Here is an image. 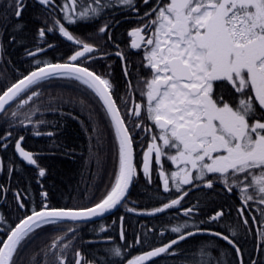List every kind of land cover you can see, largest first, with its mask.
<instances>
[{
	"label": "snow or ice",
	"instance_id": "obj_1",
	"mask_svg": "<svg viewBox=\"0 0 264 264\" xmlns=\"http://www.w3.org/2000/svg\"><path fill=\"white\" fill-rule=\"evenodd\" d=\"M35 2L43 11L44 26L37 29L36 50L26 51V54L35 58L46 51L40 45L46 43L47 33L56 31L76 47L64 62L34 59V67L28 74H21L22 78L15 81L9 80L6 72H0V114L4 118L0 127L7 124L0 135V148L7 149L13 143L10 129L16 126L15 121L19 126L46 123L43 120L33 122L31 114L16 109L41 96L38 90L43 86L41 82L59 78L82 86L84 99L79 101L80 106L88 112L91 133L105 153L97 155L92 146L89 148L86 164L93 159L96 163L92 181L82 193L89 204L51 206L48 192L37 180L41 184L39 208L33 200L32 206L14 226L0 229V264H97L95 259H87L79 250L74 252V259L69 260L66 250L80 225L72 226L67 222H88L118 206L130 213L147 215L165 213L180 206L183 215L190 217L199 210L198 205L183 208L182 201L192 188L215 191L217 184L227 193L235 194V190H239L240 206L236 212L244 226L250 225L249 217L252 224L264 225V207L258 208L259 217L248 212L249 202L264 206V0H156L143 16H137V26L127 33L132 38L129 47L142 50L141 62L134 73L129 72L127 54L118 44L114 53L104 52L97 56L100 46L74 35L62 21L74 25L78 20L100 18L106 14V9L113 8L139 13L137 0ZM149 2L143 0L145 5ZM27 7V0H7L6 7L0 11V29L11 31L12 40H16V34L24 28L21 17ZM57 11L62 16H57ZM35 19L41 17L37 15ZM13 20L16 23H12ZM113 21L114 15L98 28V33L107 35ZM108 40L113 37L108 35ZM55 47V44H47V48ZM5 51L0 39V52ZM112 55L121 61L125 81V91L119 96L112 80V65L107 66V71H97L94 66L98 59ZM225 93H231L230 101L225 99ZM13 102L16 109L12 108ZM141 132L147 136L140 135ZM106 133L112 136L111 141L106 139ZM42 134L53 136L52 132L41 133L33 128V135ZM24 140L23 135L15 139V152L28 165L38 169L39 178L45 177L46 169L38 163L41 154L25 150ZM134 145L142 149L139 164L135 162ZM165 159L176 169H165L162 163ZM109 162L108 182L102 190L98 189L96 180L107 170ZM3 167L0 162V172ZM13 170L18 169L8 168L9 179ZM140 172L148 184L153 183L155 173L162 182V192L173 194L165 198L167 202L146 213L128 207L130 188ZM94 189L100 192L98 199ZM9 191V187L0 185V197ZM13 197L18 209L27 208L20 191L13 192ZM225 215L221 207L198 224L190 226L187 220L178 223L171 228L172 233L178 234L176 238L132 256L126 264H148L164 254L174 256L177 254L174 245L198 234L227 242L234 251L236 264H245L243 249L239 240L234 239L238 236L236 228L228 229L230 236L199 226L220 221ZM119 219V238L124 241V217ZM0 223L7 224L3 213H0ZM46 226L62 229L63 235L55 237L51 248L46 246L29 252L38 232ZM191 227H195V231ZM99 231L106 229L100 225ZM258 236L261 243L257 248L264 254V228ZM66 237L68 243L61 245ZM135 244H148L147 234L143 238L137 236ZM108 252L112 257L122 258L121 246L110 247ZM188 257L185 264H226L223 253L213 256L203 247L199 252H190ZM251 264L262 262L253 260Z\"/></svg>",
	"mask_w": 264,
	"mask_h": 264
},
{
	"label": "trees",
	"instance_id": "obj_2",
	"mask_svg": "<svg viewBox=\"0 0 264 264\" xmlns=\"http://www.w3.org/2000/svg\"><path fill=\"white\" fill-rule=\"evenodd\" d=\"M156 0H150L149 4L145 5L143 0H137V8L139 13L127 10H120V8H113L111 11L105 10V15L100 18H90L79 20L74 25L66 27L74 35L85 39L88 42L99 45L101 52L97 53L102 55L104 52L113 53L117 50L116 45L120 46L127 57L131 67L130 72L134 73L137 65L141 62V55H133L130 53L128 46L130 37L127 35L133 27L137 26V16H143L145 11H148ZM7 4V0L0 1V11H2ZM28 7L21 17V22L24 23L22 31L16 34V40L11 39V31L4 32L0 29V39L4 46L5 52H0V72H6L9 80L15 81L22 78V75L34 67V59L49 60L51 62H64L67 56L70 55L76 47L72 42H68L66 38L60 36L58 31L47 33L45 44L40 47L46 48V51L40 52L35 58L28 56L26 51H35L38 41L37 29L43 25L44 14L35 0H27ZM39 15L40 20L35 19ZM114 21L109 24L108 34L98 33V28L103 25L106 20ZM57 16H62V13L57 11ZM147 19V18H145ZM16 23V21H12ZM108 35L113 37V40H108ZM47 44H55V48H47ZM99 55V56H100ZM112 65V80L116 85L115 93L117 96L122 95L125 91V81L121 69V61L114 55L98 59L94 65L97 71H107V66ZM2 79V78H0ZM42 87L38 90L41 92L40 97H34L32 102L25 105L23 108L16 109V103L12 104V108L21 113L31 114L33 122L43 120L44 124H29L26 126H19V122L15 121L16 125L10 129L13 132L12 141L7 149L0 148V156L3 162V171L0 172V185H5L11 189L3 197H0V213H3L7 220V224L0 223V227L6 228L9 225L14 226L19 218L25 211L32 206V201H35L36 207L40 206V192L41 184L37 183L39 179L43 185V189L48 192V203L51 206H72L74 204H89V200L85 199L82 195L83 190L87 188L92 181L93 173L96 172V163L93 159L90 163L86 164L89 158V148L93 147V151L97 155H104L105 149L97 146L95 136L91 133V121L88 118V112L83 110L79 101L84 99L78 82L67 79L53 78L47 82H41ZM231 88V85H227ZM231 93H225V99L231 100ZM34 112V114H32ZM3 114L0 116V123H3ZM41 133L52 132L53 136L46 135L35 136L33 135V128ZM7 124L0 127V135H3ZM140 132L139 129L136 130ZM20 135L25 137L23 142L24 147L35 153H40L38 163L41 167L46 169V175L43 178L38 177V169L35 166L28 167L16 156L14 141ZM140 135H144L141 132ZM106 139L112 140V136L106 133ZM139 139V137H137ZM55 145V146H54ZM136 151L135 162L139 164L142 155V149L134 145ZM11 162V163H9ZM15 166L18 170H13L11 178L9 179L8 168ZM111 170L109 162L106 171L101 173L97 178L96 184L98 189H103L104 185L108 182L107 171ZM139 171V169H138ZM20 191L22 196L26 199L27 208L18 209L17 202L13 197V192ZM96 198L100 196V192L96 191ZM156 193H160L159 196ZM170 193H163L162 188L157 178L153 176V183L148 184L143 177L142 172L138 178L135 179L130 196L128 198V207H135L138 211L145 210L151 211L154 207L161 206L163 202H167L165 198L172 196ZM190 200L188 195L183 204H187ZM180 206L173 208L177 214ZM219 209V208H217ZM215 209V210H217ZM173 211H166L163 214H155L151 217L144 218L146 222L138 223V214L127 212L126 208L120 207L113 215L90 224L86 223H72L67 222L69 225L75 226L79 224L78 233L72 244L67 249L69 260L74 259V252L81 251L83 255L89 260L95 259L97 264H126V260L132 256L142 253L152 247H156L167 241L171 240L178 234L172 233L171 228L173 224L180 223L178 215ZM124 217L123 228L126 233L124 241H115L114 243H99L90 242V239H100L101 237L115 236L118 238L120 232V217ZM116 221V223H113ZM137 221V222H136ZM100 225L106 229L105 232H100ZM147 234L148 244H135L137 236L143 238ZM63 235V230L55 226H46L42 231L38 232L37 238L30 245L28 251L33 249L39 251L40 249L51 248L53 240L56 236ZM71 236V233L68 234ZM209 238V237H202ZM191 239H187L178 244L174 250L176 255L170 256L164 254L151 264H185L188 259V247ZM61 245L68 243L66 237L60 242ZM127 244H133L131 248L126 247ZM114 246H122V258L112 257L108 252V248ZM58 251V249H52ZM199 252V251H196ZM126 254V255H124Z\"/></svg>",
	"mask_w": 264,
	"mask_h": 264
},
{
	"label": "flooded vegetation",
	"instance_id": "obj_3",
	"mask_svg": "<svg viewBox=\"0 0 264 264\" xmlns=\"http://www.w3.org/2000/svg\"><path fill=\"white\" fill-rule=\"evenodd\" d=\"M57 3H62V1L57 0ZM222 189L223 186L219 184L216 185L215 191L202 187L195 189L193 195L190 196L187 207L196 204L198 205L199 210L194 211L190 217H187L189 225L191 226L198 224L199 220L207 219L209 216L213 215L215 211L220 210V208L223 207L226 215L222 217L220 221L210 222L199 226L201 228H208L212 231L224 232L230 236L231 233L228 231V229L236 228L238 236L234 239L239 240L240 246L243 249V259L245 264H251V261L253 260L261 261L262 264H264V254H262L257 248V245L261 243L258 232L264 228V225L259 223L252 224L251 218L249 217L250 225L247 227L244 226L242 220L237 216L236 212V209L240 206L239 190H235V194H232L227 193ZM249 203L250 208L248 212L259 217L258 208L264 206L253 202ZM248 212L245 214L248 215ZM138 223H141V221H138ZM191 228L192 230L195 229V227ZM244 232L248 233L247 236L243 235ZM206 236L209 238H202ZM112 238L114 239V242L119 241V239L115 236H112ZM202 247L208 251H211L213 256L223 253V261L226 262V264H236L234 251L231 250V246L228 245L227 242L211 235L194 236L189 242L188 254L193 251H199V249Z\"/></svg>",
	"mask_w": 264,
	"mask_h": 264
},
{
	"label": "water",
	"instance_id": "obj_4",
	"mask_svg": "<svg viewBox=\"0 0 264 264\" xmlns=\"http://www.w3.org/2000/svg\"><path fill=\"white\" fill-rule=\"evenodd\" d=\"M17 154H18V153H17ZM18 156H19V154H18ZM19 157H20V156H19ZM20 158H21V157H20ZM22 159H23V158H22ZM131 188H132V186H131ZM131 188H130V190H131ZM119 207H120V206H118L116 209H114V210H112V211L106 213L103 217H106V216L110 215L111 213H113L114 211H116ZM103 217L93 218L92 220H97V219H100V218H103ZM174 246H175V245H174ZM148 263H149V262H148Z\"/></svg>",
	"mask_w": 264,
	"mask_h": 264
}]
</instances>
